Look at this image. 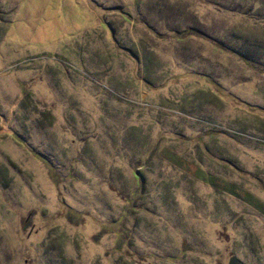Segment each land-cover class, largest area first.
<instances>
[{"label":"rangeland","instance_id":"rangeland-1","mask_svg":"<svg viewBox=\"0 0 264 264\" xmlns=\"http://www.w3.org/2000/svg\"><path fill=\"white\" fill-rule=\"evenodd\" d=\"M264 264V0H0V264Z\"/></svg>","mask_w":264,"mask_h":264},{"label":"water","instance_id":"water-1","mask_svg":"<svg viewBox=\"0 0 264 264\" xmlns=\"http://www.w3.org/2000/svg\"><path fill=\"white\" fill-rule=\"evenodd\" d=\"M227 264H241V262L235 257H230Z\"/></svg>","mask_w":264,"mask_h":264}]
</instances>
